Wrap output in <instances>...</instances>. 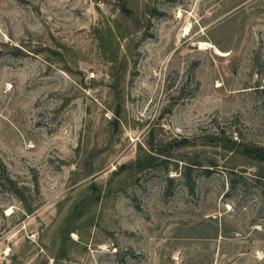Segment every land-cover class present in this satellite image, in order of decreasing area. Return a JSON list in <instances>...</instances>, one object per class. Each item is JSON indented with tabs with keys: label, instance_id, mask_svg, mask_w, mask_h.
Returning a JSON list of instances; mask_svg holds the SVG:
<instances>
[{
	"label": "rangeland",
	"instance_id": "1",
	"mask_svg": "<svg viewBox=\"0 0 264 264\" xmlns=\"http://www.w3.org/2000/svg\"><path fill=\"white\" fill-rule=\"evenodd\" d=\"M244 145L264 0H0V264H264Z\"/></svg>",
	"mask_w": 264,
	"mask_h": 264
},
{
	"label": "trees",
	"instance_id": "2",
	"mask_svg": "<svg viewBox=\"0 0 264 264\" xmlns=\"http://www.w3.org/2000/svg\"><path fill=\"white\" fill-rule=\"evenodd\" d=\"M123 9L125 10H129L127 9L125 6L123 7ZM187 143V140H181V142H178V145H183V144H186ZM234 143H237L236 141H234ZM241 149V148H240ZM242 153H244L245 155H248V156H251V157H254L260 161L263 162L264 164V147L262 146H249V145H244L241 149ZM158 159L157 156H155L154 153H150L147 155V157L145 158V160L147 161V163H151L153 162L154 160ZM141 157L137 158L136 160V163H135V166L137 167H141V165L144 163V161ZM6 179L12 183L13 180L10 178V176H6Z\"/></svg>",
	"mask_w": 264,
	"mask_h": 264
},
{
	"label": "bare ground",
	"instance_id": "3",
	"mask_svg": "<svg viewBox=\"0 0 264 264\" xmlns=\"http://www.w3.org/2000/svg\"><path fill=\"white\" fill-rule=\"evenodd\" d=\"M189 31V25L186 26V33ZM201 46H209V43H204V42H201L200 43ZM219 52V51H218Z\"/></svg>",
	"mask_w": 264,
	"mask_h": 264
}]
</instances>
